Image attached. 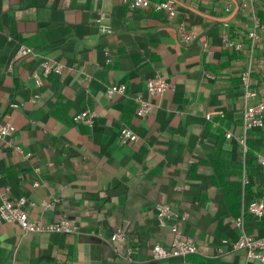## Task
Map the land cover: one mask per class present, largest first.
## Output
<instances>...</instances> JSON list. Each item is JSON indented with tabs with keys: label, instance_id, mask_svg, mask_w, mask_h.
Masks as SVG:
<instances>
[{
	"label": "crops",
	"instance_id": "1",
	"mask_svg": "<svg viewBox=\"0 0 264 264\" xmlns=\"http://www.w3.org/2000/svg\"><path fill=\"white\" fill-rule=\"evenodd\" d=\"M161 1L135 9L117 0H0V123L16 129L12 146L0 140V196L25 198L32 221L79 227L26 232L0 217V264H262L233 245L242 233L264 237V217L246 212L264 200V128L250 133L247 149L238 140L246 72L252 101L264 96V33L251 41L252 15L237 0H174L172 20L156 10ZM100 10L110 32L100 29ZM257 14L264 21V0ZM181 23L195 43L181 41ZM223 34L242 49L227 47ZM21 47L34 53L16 59ZM44 62L60 70L38 82ZM157 72L171 88L149 97ZM114 84H125L126 95L108 97ZM137 93L155 105L145 118ZM86 109L94 123H76ZM123 127L138 140L122 144ZM157 204L187 215L178 225L196 253L152 258V247L173 237L170 222L157 221ZM120 229L127 240L116 250Z\"/></svg>",
	"mask_w": 264,
	"mask_h": 264
},
{
	"label": "built area",
	"instance_id": "2",
	"mask_svg": "<svg viewBox=\"0 0 264 264\" xmlns=\"http://www.w3.org/2000/svg\"><path fill=\"white\" fill-rule=\"evenodd\" d=\"M102 1V0H99ZM116 1V0H113ZM128 4L130 7L139 9L147 8L152 2L151 0H117ZM259 0H237L236 9L240 13H251L253 18V26L251 31L248 33V37L253 43L258 41L264 33V21L257 14V3ZM155 8L158 11H165L168 20H172L176 13L177 8L174 0H163L155 3ZM232 5L228 7V11L232 12ZM104 13L102 10L99 11V18L97 20L100 29L103 32H110V27L104 22ZM181 41L184 44H193L197 41V34L193 31H188L186 24L181 23L178 27ZM222 40L227 47H234L237 50L242 49V45L231 40L228 34L222 35ZM206 47L207 45L204 44ZM33 50L27 47H21L16 55V59L26 57L33 54ZM42 75H35V78L40 82L42 76H48L53 70H60L57 66H52L48 62L42 64ZM258 68L264 77V61L258 63ZM249 72H246L243 77V82L246 86V107L242 113V127L243 134L238 137L240 144L247 149L246 142L251 132L264 128V96L256 102L252 101V97L255 95L248 85ZM171 88L169 80L162 75L160 72L154 74L153 77L148 79L146 83V93L149 97H158L163 95L166 91ZM108 97H114L116 95H126L127 86L125 84H114L107 87L105 91ZM134 101L137 106V115L141 118H145L150 115L154 108V103L146 98L143 93H137L134 95ZM95 112L86 109L80 112L74 117L76 123H84L92 125L95 119ZM15 127L9 121L0 123V140L4 141L7 146H12L13 137L15 134ZM227 138L233 136L232 133L226 134ZM138 140V136L129 127H123L120 131V142L127 144ZM258 164L264 171V156L259 155L257 158ZM2 174L0 172V178ZM0 204V217L6 221H14L18 223L26 232H44V233H77L78 225L71 222L68 219H62L53 223H43L41 221H32L29 217V212L25 208L26 199L20 198L16 202H12L6 195H1ZM156 217L160 226L164 227L171 224L173 233L172 242L170 246H164L159 243L155 244L151 249L152 258L156 260H167L176 257H186L189 254L196 253L198 251L197 245L193 238L187 235L178 225V220H185L186 214L179 215L172 207L168 204H157L156 205ZM246 212L255 218L264 217V200H257L250 203L246 209ZM174 220V221H173ZM238 227L243 224V217H238L234 220ZM127 235L124 230H118L112 235V242L116 245V250L126 242ZM235 249H245L251 259H255L260 263L264 264V237H255L242 233L238 240L234 243ZM133 254L130 250L128 257ZM57 264H68L65 261H59Z\"/></svg>",
	"mask_w": 264,
	"mask_h": 264
}]
</instances>
